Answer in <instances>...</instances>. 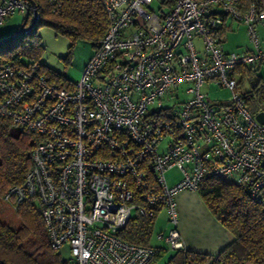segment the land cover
<instances>
[{
	"label": "built area",
	"instance_id": "built-area-1",
	"mask_svg": "<svg viewBox=\"0 0 264 264\" xmlns=\"http://www.w3.org/2000/svg\"><path fill=\"white\" fill-rule=\"evenodd\" d=\"M47 1L58 11L62 0ZM101 2L109 24L78 79L55 82L37 61L0 64V119L38 136L31 169L3 202L17 210L36 199L50 247L67 245L73 264H148L156 247L119 236L133 211L164 209L170 228L158 237L174 250L184 247L176 195L205 177L264 207V104L250 109L242 89V70L264 65V0L245 10L239 0ZM39 8L0 0V28L15 12L39 20ZM233 23L246 27L239 51L224 46ZM211 85L230 98L210 103Z\"/></svg>",
	"mask_w": 264,
	"mask_h": 264
},
{
	"label": "trees",
	"instance_id": "trees-1",
	"mask_svg": "<svg viewBox=\"0 0 264 264\" xmlns=\"http://www.w3.org/2000/svg\"><path fill=\"white\" fill-rule=\"evenodd\" d=\"M33 1L40 5L38 23L27 33L0 44V64L9 60L23 63V58L27 62H39L42 45L36 28L40 24L72 37L87 38L94 46L109 24L101 0H62L58 11H53L47 0ZM239 1L241 10L252 2ZM45 73L60 83L66 77L52 69H45ZM247 73L252 70H242V76ZM246 98L250 109L264 104V78L251 85ZM36 139L38 136L33 132L19 129L9 119H0V208L6 191L22 184L31 169ZM197 192L213 217L234 238L216 254L186 249L185 246L171 249L164 264H264V207L249 198L246 188L216 177L203 178ZM159 210L146 216L135 214L119 236L131 243L149 245ZM15 214L18 225L0 217V264H73L72 260H62L58 250L50 247L36 199L26 198ZM156 248L148 264H153L163 254L162 247Z\"/></svg>",
	"mask_w": 264,
	"mask_h": 264
},
{
	"label": "rangeland",
	"instance_id": "rangeland-1",
	"mask_svg": "<svg viewBox=\"0 0 264 264\" xmlns=\"http://www.w3.org/2000/svg\"><path fill=\"white\" fill-rule=\"evenodd\" d=\"M24 18L25 14L20 12L13 13L0 28V39L14 32L22 24ZM256 30L260 36L261 45L264 47V28L257 26ZM36 31L40 36V44L42 45L39 54V62L43 64L44 70L52 69L56 72L64 73L69 77L78 79L81 70L95 49L93 42L83 37H72L58 31L54 27L43 24L38 25ZM194 41L197 47H201V41L199 39L196 38ZM248 44L246 27L243 24H232L231 30H228L225 39V48L238 51ZM22 62L26 63L27 59L23 58ZM260 78H264V65L255 69L254 73H247L243 76L242 89L244 91L249 90L251 85ZM203 91L207 93L210 103L216 100H226L230 98V91L216 85H211L209 87L204 86ZM173 100L174 99L171 98L169 102L172 103ZM165 175L169 184H173L180 179V172L177 167L169 169ZM132 213L133 216L136 214L135 211ZM157 215L150 241L162 247L164 252L153 264H164L170 257L172 250L169 248L164 238L158 239L156 235L160 226L167 234L170 223L162 212ZM0 217L5 222H12L14 225H18V218L15 214V210H12L5 202L1 205ZM58 253L62 260H71L70 250L67 245L60 248Z\"/></svg>",
	"mask_w": 264,
	"mask_h": 264
},
{
	"label": "crops",
	"instance_id": "crops-1",
	"mask_svg": "<svg viewBox=\"0 0 264 264\" xmlns=\"http://www.w3.org/2000/svg\"><path fill=\"white\" fill-rule=\"evenodd\" d=\"M227 33L228 31L225 34V39ZM65 76L67 75L65 74ZM176 201L179 215L177 229L186 249L216 254L234 238L209 212L197 191H180L176 195ZM161 212L167 218L164 209H160L158 214ZM159 233L166 235V231L161 226L156 236L158 239L163 238L158 237ZM149 245L160 247L151 241H149Z\"/></svg>",
	"mask_w": 264,
	"mask_h": 264
},
{
	"label": "water",
	"instance_id": "water-1",
	"mask_svg": "<svg viewBox=\"0 0 264 264\" xmlns=\"http://www.w3.org/2000/svg\"><path fill=\"white\" fill-rule=\"evenodd\" d=\"M31 2L32 5H35V2L33 0H29ZM29 13H27L25 15V18L22 22V24L14 31L12 32L10 35L6 36L5 38L0 39V44L3 42H7L10 41L20 35H23L25 33H27L30 29H32L37 23H38V19H37V10H34L32 13V16L30 18L29 24L26 25V23L29 20ZM264 117V115H262V113L258 114V118L259 119H264L262 118Z\"/></svg>",
	"mask_w": 264,
	"mask_h": 264
},
{
	"label": "flooded vegetation",
	"instance_id": "flooded-vegetation-1",
	"mask_svg": "<svg viewBox=\"0 0 264 264\" xmlns=\"http://www.w3.org/2000/svg\"><path fill=\"white\" fill-rule=\"evenodd\" d=\"M27 24H29V20H28V22L26 23V25H27Z\"/></svg>",
	"mask_w": 264,
	"mask_h": 264
}]
</instances>
